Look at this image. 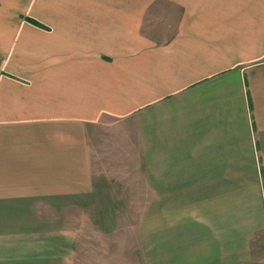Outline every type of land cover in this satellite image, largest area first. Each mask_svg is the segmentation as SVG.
I'll use <instances>...</instances> for the list:
<instances>
[{"label": "crops", "instance_id": "1", "mask_svg": "<svg viewBox=\"0 0 264 264\" xmlns=\"http://www.w3.org/2000/svg\"><path fill=\"white\" fill-rule=\"evenodd\" d=\"M134 201L171 264H264V0H0V264Z\"/></svg>", "mask_w": 264, "mask_h": 264}, {"label": "rangeland", "instance_id": "2", "mask_svg": "<svg viewBox=\"0 0 264 264\" xmlns=\"http://www.w3.org/2000/svg\"><path fill=\"white\" fill-rule=\"evenodd\" d=\"M133 203L114 206V221L80 222L83 215H71L73 221L69 231L64 229L65 236L54 233L53 239H47L55 242L56 253L49 256L52 261L45 262L46 255L40 254V261L44 259L40 264H171L167 254H162L164 250L161 252L166 239L159 236L161 230L164 235L168 230L165 223L154 213L143 215V207ZM61 226L56 230H63Z\"/></svg>", "mask_w": 264, "mask_h": 264}]
</instances>
